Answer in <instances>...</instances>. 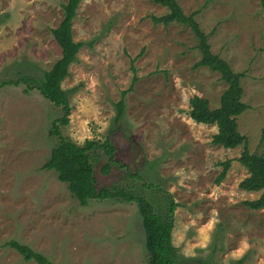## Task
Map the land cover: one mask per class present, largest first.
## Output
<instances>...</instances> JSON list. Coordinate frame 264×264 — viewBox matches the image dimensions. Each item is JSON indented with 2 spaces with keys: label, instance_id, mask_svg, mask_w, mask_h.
Masks as SVG:
<instances>
[{
  "label": "rangeland",
  "instance_id": "obj_1",
  "mask_svg": "<svg viewBox=\"0 0 264 264\" xmlns=\"http://www.w3.org/2000/svg\"><path fill=\"white\" fill-rule=\"evenodd\" d=\"M194 16L211 51L240 79L247 110L237 118L250 153L264 155V8L261 0H176ZM67 0H0V83L27 76L43 79L61 57L51 34ZM167 9L153 0H81L72 36L82 46L61 86L72 108L64 137L109 140L116 160L131 174L106 162L94 164L97 188L118 185L143 194L166 210L169 194L178 207L172 243L179 257L206 264H264V208L242 203L260 192L241 190L248 176L238 162L243 146L212 143L215 125L189 117V99L202 97L219 107L227 85L217 72L193 68L200 60L198 40L179 23L154 24ZM124 96V115L116 123V104ZM0 87V264L24 262L4 243L16 240L53 264H149L137 206L93 200L81 206L54 173L42 170L57 138L51 135L61 109L37 90ZM230 160L217 184L221 163ZM143 183L145 186H143ZM151 186L150 188L147 187Z\"/></svg>",
  "mask_w": 264,
  "mask_h": 264
},
{
  "label": "trees",
  "instance_id": "obj_2",
  "mask_svg": "<svg viewBox=\"0 0 264 264\" xmlns=\"http://www.w3.org/2000/svg\"><path fill=\"white\" fill-rule=\"evenodd\" d=\"M80 1L67 0V3L63 5L61 22L51 30L53 38L61 49V57L49 71L44 73L43 79L36 82L27 76H21L16 80L0 83V87L22 84L25 86L24 93L37 90L44 99L61 109L62 116L53 121L51 127V135L57 138V143L51 148L42 170L54 173L56 179L66 185L70 196L77 200L81 206H86L93 200L134 203L141 217L144 245L149 264H206L202 260L195 259L188 263V260L179 257L178 250L172 243L174 216L178 205L169 194L166 195V210L163 211V209L156 210L153 204L143 194L139 193L140 191L135 192L133 188L113 185L98 189L94 176V164L98 160L99 151L106 157V162L101 167L102 174H110L113 165H116L125 169L128 177L141 178L136 173L131 174L128 166L116 160L115 148L109 140L103 142L85 140L83 145L79 146L61 133V128L69 124L72 111L69 97L62 89L61 84L68 76L69 66L76 61L82 46L81 43L75 42L72 36V23ZM153 3L167 9L166 14L151 17L154 24L163 26H168L173 22L182 24L189 27L198 40L197 48L201 58L193 65V68L206 67L211 72L219 73L221 79L226 83L227 87L220 97L218 108L211 109L208 100L193 96L189 99L188 115L197 124L215 125L217 127V132L212 137L213 144L221 145L226 149L243 146V151L237 160L246 168L248 176L239 183L238 187L247 192H260V196L254 200L243 201L242 204L254 211L263 209L264 155L249 152L248 139L239 132L237 124V118L248 108L242 102L243 89L240 79L243 74L234 72L225 60L212 53L207 36L194 19L197 12L187 16L176 0H153ZM261 4L264 8V0H261ZM131 69L133 72L131 84L127 90L122 91L121 99L116 104V123H119L124 115V96L133 90L134 84L138 80L136 69L133 67ZM260 141H264V129ZM230 164V160L221 163L222 170L216 180L217 184L225 179ZM143 186H145L144 183ZM147 187L150 188L151 186L147 185ZM4 247H11L24 262L53 264L46 256L16 240L4 243ZM240 263L241 261H238V264Z\"/></svg>",
  "mask_w": 264,
  "mask_h": 264
}]
</instances>
